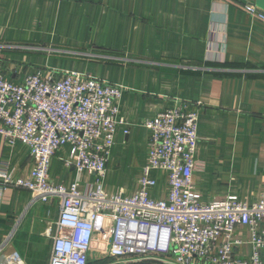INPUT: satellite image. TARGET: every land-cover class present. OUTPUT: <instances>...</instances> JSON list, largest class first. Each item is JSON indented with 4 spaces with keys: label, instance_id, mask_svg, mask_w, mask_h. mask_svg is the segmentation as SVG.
Listing matches in <instances>:
<instances>
[{
    "label": "crops",
    "instance_id": "1",
    "mask_svg": "<svg viewBox=\"0 0 264 264\" xmlns=\"http://www.w3.org/2000/svg\"><path fill=\"white\" fill-rule=\"evenodd\" d=\"M264 0H0V68L14 82L39 69L87 73L122 85L119 124L105 189L129 195L147 163L144 120L176 101L199 111L193 184L203 202L264 199ZM128 130V133H126ZM65 146L50 176L70 185L76 169ZM27 176L29 149L0 136V169ZM155 197L166 195L165 174ZM88 173L82 183L92 181ZM57 202H35L15 187L0 205V259L18 252L26 264H49ZM236 234L250 238L247 227ZM249 257L250 244L241 247ZM99 258V257H98Z\"/></svg>",
    "mask_w": 264,
    "mask_h": 264
},
{
    "label": "built area",
    "instance_id": "2",
    "mask_svg": "<svg viewBox=\"0 0 264 264\" xmlns=\"http://www.w3.org/2000/svg\"><path fill=\"white\" fill-rule=\"evenodd\" d=\"M246 9L264 19L255 6ZM124 90L87 73L52 68L14 82L0 68V136L11 146L25 145L33 160L27 176L14 175L8 165L0 169V205L15 187L35 202H57L49 264H88L94 253L116 264H264V199L203 202L196 191L199 111L185 101L144 120L151 133L136 192L105 189L115 134L124 123ZM67 145L71 156L64 162L77 172L70 185L50 176L52 158ZM153 170L166 176L164 197L153 194ZM83 173L92 181L82 183ZM241 226L250 232L248 241L236 234ZM247 243L252 252L243 257ZM0 264L26 262L14 252Z\"/></svg>",
    "mask_w": 264,
    "mask_h": 264
},
{
    "label": "rangeland",
    "instance_id": "3",
    "mask_svg": "<svg viewBox=\"0 0 264 264\" xmlns=\"http://www.w3.org/2000/svg\"><path fill=\"white\" fill-rule=\"evenodd\" d=\"M99 256L97 254H93V256L90 257L89 264H116L112 258L104 257L99 259Z\"/></svg>",
    "mask_w": 264,
    "mask_h": 264
},
{
    "label": "trees",
    "instance_id": "4",
    "mask_svg": "<svg viewBox=\"0 0 264 264\" xmlns=\"http://www.w3.org/2000/svg\"><path fill=\"white\" fill-rule=\"evenodd\" d=\"M88 264H89V262H88Z\"/></svg>",
    "mask_w": 264,
    "mask_h": 264
}]
</instances>
